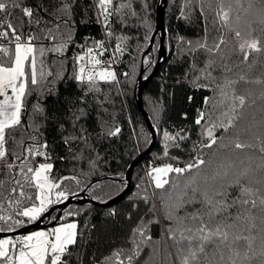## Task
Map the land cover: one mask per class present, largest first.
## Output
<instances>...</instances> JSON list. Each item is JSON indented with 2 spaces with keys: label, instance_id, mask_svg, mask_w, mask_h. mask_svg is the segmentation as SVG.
<instances>
[{
  "label": "trees",
  "instance_id": "obj_1",
  "mask_svg": "<svg viewBox=\"0 0 264 264\" xmlns=\"http://www.w3.org/2000/svg\"><path fill=\"white\" fill-rule=\"evenodd\" d=\"M19 2L21 7L32 9L31 19L25 17L20 9L10 8L11 16L0 14V20L5 22L6 27L10 19L24 37L30 31L38 38L33 43L46 49L43 57H37L38 66L41 59L44 61L45 77L40 87L29 86V92L24 97L20 126L7 130L9 162L22 163L14 157L23 151L24 145L46 143L47 147L40 149L45 155L28 158L25 168L50 163L51 181L63 177H75L79 181L63 182L62 188L69 192V196L77 198L84 194L99 204L109 202L124 192L129 166L151 141V134L136 106L135 92L142 57L155 30L159 0H120L125 7L114 11L107 25L97 11V0H73V11L68 17L70 24L65 26L61 23L59 32L52 23L51 15L61 0ZM223 3L224 11L229 12L227 25L217 15L220 0H204L203 12L197 0L190 3L189 0H169L165 15L167 59L146 86L143 97L145 110L158 134L156 147L151 156L135 169L129 192L122 199L107 207L72 204L62 210L59 220L51 227L69 222L78 225L77 242L68 247L62 257L63 264H119L120 260L128 264V255H133L132 264H178V245L167 232L168 227L175 228V225L166 219V213L183 190L185 180L193 173H187L185 177L170 174V182L176 181L180 186L170 189L169 185H165L164 189H156L148 183L144 168L146 165L163 166L165 163L183 167L189 162L196 155L195 149L205 142L202 135L204 121L201 125L195 123L199 114L204 112L207 120L209 112L215 118L222 109L227 110L233 90L237 95L246 97L240 119L236 121L237 128L230 129L229 133L218 129L216 135L223 136L222 143L229 144L233 132H239L241 141L250 142L253 147L243 152L231 147L217 151L214 145L211 150L202 149L200 154L207 160L209 154L216 151L212 157L214 165L225 166L220 171L227 170L231 176L232 173L248 169L252 178L250 186L264 187V166H261V154L258 152L260 145L253 135L264 133V97L261 95L264 83L251 82L264 81V2L223 0ZM49 29L56 35V40L45 38ZM109 30L112 36L107 34ZM237 30L246 40L258 38L260 41L262 50L250 51L247 61H244V53L239 50V43L243 40L237 41L234 35ZM61 32L65 33L63 37L60 36ZM220 36L227 43L221 45L219 53H209L198 47L204 40L212 46ZM10 39H0V47L10 50L9 53H0L4 59L11 54ZM98 41H103L109 50L102 59L106 62L116 60L118 82L101 83V91L93 93L86 91L74 79V58L83 54L86 48L94 47ZM188 42H191V46ZM57 43L66 46L62 55L47 50ZM117 44H121L123 54L115 51ZM159 44L158 35L152 50L143 60L144 78L154 70ZM113 52L114 57L110 55ZM209 60L213 63L206 67ZM49 68H54L59 74L47 76ZM240 76L250 82L240 80ZM228 80L237 83L225 87ZM217 85L224 89L226 96H221ZM221 100L224 104L220 103ZM116 128L120 129L119 133L110 135ZM164 131L185 138L166 142ZM33 136L37 137L36 141H33ZM166 150L167 156L164 155ZM206 172L209 177L214 174L211 169ZM0 179L5 181L0 191L6 197L9 189L15 185L11 183V177L3 174L2 167ZM21 181L23 183V177ZM25 191L33 195L35 189L25 185ZM228 191L231 203L237 190L229 188ZM0 204L5 205L0 215L12 214L13 221L23 220V226L34 222L13 214L14 210L3 199H0ZM197 208L202 213L208 211L195 204L181 209L178 215L183 217ZM229 211L235 214L237 208H229L223 216L226 217ZM58 212H54L46 223L55 220ZM247 223L246 220L241 222L237 231H243ZM23 226H17L15 230ZM138 228L144 230L143 237L136 234ZM213 247V244H208L205 251L210 254ZM255 247H259V240ZM136 250L138 255L134 254ZM240 251L243 254L242 242ZM118 252L121 253L119 257L116 256ZM228 255L225 251V258ZM0 264L4 262L0 261ZM203 264H207V261Z\"/></svg>",
  "mask_w": 264,
  "mask_h": 264
},
{
  "label": "snow or ice",
  "instance_id": "obj_2",
  "mask_svg": "<svg viewBox=\"0 0 264 264\" xmlns=\"http://www.w3.org/2000/svg\"><path fill=\"white\" fill-rule=\"evenodd\" d=\"M190 2L191 0H189ZM197 2L200 5V11L203 12L204 0H197ZM113 4L114 0H97V11L103 17L105 25L108 24L114 11L118 12L125 7L120 3V0H116L115 7ZM10 8L20 9L23 15L29 19L33 17L32 9L21 7L19 0H0V14L11 16ZM72 11L73 0H61L59 7L51 15L57 32H59L61 23L65 26L70 24L68 17ZM181 15L184 14L181 13ZM217 15L224 25L228 24L229 12L224 11L223 0H220V11L217 12ZM0 29H4L0 30V39L11 37L9 43L12 45L11 54L7 59L0 57V97H3L0 100V167H2L3 174L11 177V183L15 185L9 189V195L6 197L0 191V199H3L8 207L14 210L13 214L35 221L46 211L48 205L68 199L69 192L62 188L64 181L73 180L77 183L79 181L75 177H63L60 180L51 181L48 173L52 165L47 163L39 164L35 168L32 166L25 168L28 158L45 155L40 149L46 148V143L24 145L23 151L14 157L15 160H20L22 163L9 162L10 153L6 148L7 130L20 126L24 97L29 92V86L40 87L44 80V61L41 59L38 66L37 57L38 55L43 57L46 49L43 46L37 47L33 43L38 39L35 35L29 34L24 37L10 19L7 21L6 27L5 22L0 20ZM107 34L113 35L110 30ZM64 35L65 33H60L61 37ZM234 35L237 41L243 40L239 43V50L244 53V61H247L250 51L260 52L262 50L258 38L246 40L241 36L239 30L235 31ZM45 38L57 39L52 29H49ZM188 43L191 46V42ZM226 43L224 37L220 36L212 46H209L204 40L198 44V47L216 54L220 52L221 45ZM65 47L64 43H57L47 50L62 55ZM9 51L7 47H0V53H9ZM107 51L109 50L105 48L104 42L98 41L94 47L86 48L83 54L74 58V79L86 91L99 92L101 83L118 82L116 73L111 67L114 60L106 62L102 59L103 54ZM115 51L123 54L121 44L116 45ZM110 55L114 57L115 52ZM212 63L209 60L206 67H210ZM58 74L54 68L47 70L49 77ZM240 80H244L246 83L250 82L244 76H240ZM251 82L264 83L261 80ZM235 83L237 81L228 80L225 87H231ZM217 87L220 88L222 97L227 95L222 87L219 85ZM261 95L264 97V92ZM205 102L207 103V98ZM220 103L224 104V101L221 100ZM245 103L246 97L242 94L237 95L233 90L227 110L222 109L215 118L209 112L207 120H205V113L201 112L195 123L201 125V122L204 121L202 135L205 142L195 149L196 155L183 167L165 163L162 167H153L149 172L156 189H164L165 185H169L170 189L180 186L176 181L170 182L165 178L170 174H175L176 177H185V174L193 173L190 178L185 180L183 190L175 197L174 203L166 213V219L173 221L175 225V228L168 227L167 232L169 238L178 245V264H203L204 261H207V264H264V187L250 186L252 178L249 176L248 169L232 173L231 176L227 170L220 171L225 166L216 167L214 165L212 157L216 155V151L211 152L207 160L200 154L202 149L211 150L214 145L217 151L231 147L243 152L245 149L253 147L252 143L241 141L239 132H233L229 144L222 143L224 137L216 135L218 129L223 133H229L230 129L237 128L236 121L240 119V110L244 108ZM119 131L120 129L116 128L109 134L116 135ZM253 135L260 145L258 152L261 154V166H264V133ZM163 137L166 142L185 138L183 135H172L167 131L163 132ZM32 139L36 141L37 137L33 136ZM164 155L167 156V150ZM228 167L230 168L231 165ZM208 169L214 173L211 177L207 175L206 170ZM21 177H23V183ZM4 184L5 181L0 179V189H3ZM25 185L35 189L33 195L27 194ZM229 188L237 190V195L231 203L228 200ZM14 193L15 196H13ZM25 200L28 201L27 204L24 203ZM195 204H200L208 211L202 213L197 208L192 212H187L183 217L178 215L181 209ZM4 207V204H0V210H3ZM233 207L237 208L235 214L229 211L226 217L223 216L225 211ZM205 215L207 220H205ZM217 217L220 218L217 219ZM245 220L248 222L247 226L243 231L238 232L241 222ZM10 221H13L12 214L0 215V222H2L0 233L15 231L17 226H23L24 223L20 219L12 223H9ZM257 221H259V225ZM77 227L75 222L61 223L50 231L34 232L16 240L12 238L0 239V261H3L4 264H63L62 257L66 254L68 247L77 242ZM136 234L143 237L144 230L138 228ZM147 239H151V237H147ZM257 240H259L258 248L255 247ZM241 242L244 247L243 254L240 251ZM208 244L214 245L210 254L205 251ZM138 248L139 245H137ZM225 251L229 254L227 258H225ZM134 254L138 255V250L134 251ZM120 255L121 253H116L117 257ZM126 258L128 264H132L133 255H128ZM119 264H124L123 260H120Z\"/></svg>",
  "mask_w": 264,
  "mask_h": 264
},
{
  "label": "water",
  "instance_id": "obj_3",
  "mask_svg": "<svg viewBox=\"0 0 264 264\" xmlns=\"http://www.w3.org/2000/svg\"><path fill=\"white\" fill-rule=\"evenodd\" d=\"M168 3H169V0H159V3L156 7L155 30L151 36L149 46L144 52L143 57H142V66H141V70H140L139 77H138L137 91L135 92L136 106L140 114L142 115L147 125V128L151 134V141H150L149 146L146 148V150L141 152L132 161L131 165L129 166L126 172V177H125L126 182H127V187L124 190V192L120 194L119 196H117L116 198H114L113 200H110L109 202H106L104 204H99L93 199L85 196L84 194L80 195L77 198L74 195H71L66 200H61V202L59 203L51 204V206L36 221L31 222L30 224H27L18 230L11 231V232L5 231V232L0 233V239L23 235V234H26V233H29V232H32L38 229H42V228H46L48 226L54 225L59 220L62 210H64L65 208H67L68 206L72 204L107 207L119 201L120 199H122L129 192V189L132 185L133 173L135 169L151 156V154L153 153L156 147L157 141H158V134L149 118L148 113L145 110L144 103H143V97H144V91H145L146 86L155 78L161 64L163 63V61L167 59V50L165 48V38H166L165 15H166V11L168 8ZM158 35H159V40H160L159 49H158V60L156 62V65L154 67L152 74L149 77L144 78L143 60H144L145 55L150 53V51L152 50L155 39ZM56 211H59L57 213L56 219L50 223H46L47 220H50L52 218L54 212Z\"/></svg>",
  "mask_w": 264,
  "mask_h": 264
},
{
  "label": "rangeland",
  "instance_id": "obj_4",
  "mask_svg": "<svg viewBox=\"0 0 264 264\" xmlns=\"http://www.w3.org/2000/svg\"><path fill=\"white\" fill-rule=\"evenodd\" d=\"M227 11V10H226ZM27 36H28V34H27ZM114 60V59H113ZM116 60H114V62L111 64V67H112V70H114L115 71V73H116V62H115ZM159 167H162V166H159ZM150 171H151V169H150ZM149 171V172H150ZM148 177H149V179H147V181H148V183L150 184V186L152 187V188H155L154 187V181H153V179L148 175ZM165 178H167L168 179V177H165ZM56 226H59V225H56ZM55 227V226H54ZM53 227H46V228H42V229H38V230H35V231H32V232H29V233H26V234H23V235H19V236H15L14 238L13 237H8V238H12V239H14V240H16V239H18V238H20V237H22V236H24V235H29V234H32V233H34V232H38V231H50L51 229H52ZM4 239H7V238H4Z\"/></svg>",
  "mask_w": 264,
  "mask_h": 264
},
{
  "label": "built area",
  "instance_id": "obj_5",
  "mask_svg": "<svg viewBox=\"0 0 264 264\" xmlns=\"http://www.w3.org/2000/svg\"><path fill=\"white\" fill-rule=\"evenodd\" d=\"M28 35L31 34L30 31L27 33ZM153 167H159L157 165H152V166H148L146 165L145 168H144V175L146 177V179H149L148 175H149V171L150 169H152Z\"/></svg>",
  "mask_w": 264,
  "mask_h": 264
},
{
  "label": "crops",
  "instance_id": "obj_6",
  "mask_svg": "<svg viewBox=\"0 0 264 264\" xmlns=\"http://www.w3.org/2000/svg\"><path fill=\"white\" fill-rule=\"evenodd\" d=\"M9 94H11V93H9ZM2 99H3V97H0V100H2ZM47 164H50V163H47ZM51 169H52V168H51ZM51 169L49 170V173H50ZM49 173H48V175H49ZM49 206H50V205H48L47 208H48ZM47 208H46V209H47ZM55 227H57V226H55Z\"/></svg>",
  "mask_w": 264,
  "mask_h": 264
}]
</instances>
